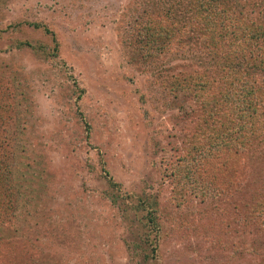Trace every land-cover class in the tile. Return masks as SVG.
<instances>
[{
  "label": "rangeland",
  "instance_id": "374dc122",
  "mask_svg": "<svg viewBox=\"0 0 264 264\" xmlns=\"http://www.w3.org/2000/svg\"><path fill=\"white\" fill-rule=\"evenodd\" d=\"M191 1L0 0V145L19 193V214L0 215V264H264L248 206L264 196V137L238 132L213 156L239 118L182 82L220 57L195 46ZM219 4L226 44L229 21L264 25L259 0ZM167 21L182 38L151 56ZM153 202L157 247L143 258L132 207Z\"/></svg>",
  "mask_w": 264,
  "mask_h": 264
},
{
  "label": "trees",
  "instance_id": "16d2710c",
  "mask_svg": "<svg viewBox=\"0 0 264 264\" xmlns=\"http://www.w3.org/2000/svg\"><path fill=\"white\" fill-rule=\"evenodd\" d=\"M218 1L219 0L191 1L190 8L196 11L189 25L191 28L188 32H192L191 38L197 41L195 46L200 47L202 51L211 50L213 54L217 55L219 53V59L214 61L215 65L209 68L210 71L200 72L194 70L190 73L185 72L181 74L183 75L182 82H184L185 85H190L191 88L198 93L209 96L210 93L212 94V92H215L217 94V99L229 102L233 114L236 118H239L237 130L234 129L233 132L226 136L229 138L222 139L224 143L221 146L216 145L217 147L214 148L216 153H218L217 155H213L214 157H218L219 152L232 151L229 148L233 141V137H238V132H240V135L247 134L248 132L249 135L247 136H253L256 133L255 136L259 134V137H264V84L260 86L257 85L263 80L261 78L263 77L261 73L264 74V25L259 24L255 26L252 21L249 23V21H244L240 18L236 21H229V23L235 24V32L233 33L235 40L226 44L227 42L224 41L223 35H221L222 30H220L219 33L212 32L214 25L218 24V22L220 24L219 19L222 18L223 13L221 10L223 7L220 9ZM236 1L238 2V0ZM221 3L223 4L222 1ZM249 3L248 1L247 4ZM259 3L260 5H264V0H259ZM256 4L258 5V2ZM31 26L34 29L40 27V25L37 24H32ZM41 28L44 32L48 33L43 27ZM155 30L156 32L152 33L153 45L150 44V46H152L150 48L151 52L148 53L151 56L156 53L158 54L159 51L160 54L163 53L164 50H166V52H171L173 44H178L180 38H182L181 34L174 32L173 22H160ZM150 36L151 34H147V37ZM14 45L19 49L24 47L26 49L32 48L27 43L17 42ZM150 49L146 48V52L143 54L150 51ZM141 50H145L144 45L141 46ZM135 54L138 55L139 53L136 51ZM197 64L209 66L204 62H199ZM257 72H260L258 76L256 75ZM256 76L257 84H255L254 87L250 80H253ZM176 78L178 79L179 76ZM209 98L211 97L209 96ZM0 120L2 122L4 118L0 116ZM22 128H24L23 125ZM241 137H245V135H241ZM7 145V143H2L0 145V215H3L2 219L5 221L12 220L19 214L17 205L19 193L11 182L12 172L10 166L11 160L9 158L11 155H7L8 153L4 150ZM109 182L108 184L110 187H115L113 183ZM263 184L264 176L260 181V186H263ZM259 193L258 190V194ZM104 194L107 196L109 195L108 198H110V202L115 204L116 197L110 195L112 193L109 194L108 191ZM258 194L252 199L253 205L251 204L248 206L250 207L253 221L258 225L264 226V196L257 199ZM132 211L133 216L137 214L145 216L146 228L142 227L143 232L137 237V243H134L133 248L135 254L142 255L143 258H146V254L141 248V245L146 248L150 246L157 247L156 238L152 235L153 228L156 225L154 222L157 215L156 203H146V206H142V208L132 207ZM120 213L122 218L129 220L125 210H120ZM255 227H257L256 224ZM153 252V248H151V252L149 253L152 255Z\"/></svg>",
  "mask_w": 264,
  "mask_h": 264
}]
</instances>
